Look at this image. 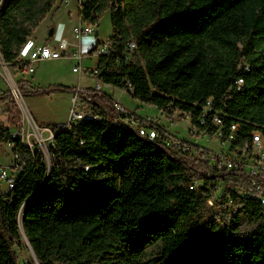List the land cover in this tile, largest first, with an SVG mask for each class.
<instances>
[{
    "label": "trees",
    "instance_id": "16d2710c",
    "mask_svg": "<svg viewBox=\"0 0 264 264\" xmlns=\"http://www.w3.org/2000/svg\"><path fill=\"white\" fill-rule=\"evenodd\" d=\"M56 1L0 0V54L11 68L29 65L20 51ZM78 9L90 24L110 13L108 50L95 64L101 84L169 119L188 116L208 136L215 127L200 118L217 113L224 134L237 125L234 146L255 130L264 137V0H80ZM16 84L21 96L78 91L89 113L55 132L50 163L0 123V145L11 141L21 164L0 190V264H116V253L122 264H264L260 200L231 191V204L207 202L217 180L244 186L258 175L139 136L95 87ZM22 231L37 261H19Z\"/></svg>",
    "mask_w": 264,
    "mask_h": 264
},
{
    "label": "built area",
    "instance_id": "2783aa9c",
    "mask_svg": "<svg viewBox=\"0 0 264 264\" xmlns=\"http://www.w3.org/2000/svg\"><path fill=\"white\" fill-rule=\"evenodd\" d=\"M64 5H68L70 0H61ZM80 5V0H78V6ZM94 24L84 23L79 21L78 25H74L71 29L72 36L75 40H79L82 37L93 35ZM70 42L66 35H62L56 44H38L32 40H28L20 51V59L23 61H28L29 65L25 67L26 71L32 73L34 68L32 63H36L42 60H53L58 59L62 56H68L78 60V65L72 68V71H79L80 61L82 56L88 54L90 50L95 46V54L98 56L100 54L106 53L108 50V43H100L91 40L89 43L80 47V49L73 52H69ZM128 51L131 52L136 48L135 42H130L127 45ZM24 69V68H23ZM18 69V72L23 70ZM95 67L89 70L90 75L96 77ZM103 84H101L97 79L95 81V87L97 90L103 91ZM80 88V87H78ZM17 95L16 91L13 92ZM80 94L78 91L73 92L72 104L70 108L69 117L65 122L51 124L49 126L38 125L30 117L27 119V126L18 130H10V136L15 138L19 137L22 144L27 145L32 151L37 147L46 162L49 163L48 146L53 144V136L55 132L59 131L61 128H70L71 124L75 121L82 119L89 112H83L79 109L76 110V106L79 102L84 103L80 99ZM210 105V100L207 102V106ZM115 110L119 114V120L134 129L139 136L147 138L154 141H162L167 147L171 148L172 151L183 153L187 155H192L197 157L198 160H208L210 163L215 164L218 169L226 168L227 170L236 169L240 171L250 172L252 174L258 175L260 178H251L246 185L237 186L232 180H217L210 187V197L208 198V204H212L214 201L224 200L226 204L232 203L231 191L238 192L240 194L250 195L260 200L264 206V189L261 184L264 183V137L258 131H252L250 139L243 142L241 146H234L232 141L235 139V132L237 130V125H230V130L227 134L223 133L222 126L223 120L221 116L217 113L212 114L210 119H206L205 112L200 118L202 124H211L215 127V131L212 136L214 137L218 145L220 146L219 152H213L209 150L208 154H204L202 148L198 150L193 146L196 140L190 142L189 139L179 141L175 137L170 138L164 128H157L156 126H150L149 123L155 124L148 119L138 117L134 112L126 110L117 101L114 102ZM207 116V115H206ZM205 117V118H204ZM23 125V121H22ZM197 136L199 131L196 132ZM202 136H208L207 133L202 132ZM6 147L11 156L6 166H2L0 163V183L5 184V188L1 191L9 190L14 185V179L17 172L21 169V164L19 163V155L16 150L13 149V143L11 141L4 142L2 144ZM43 146L46 147V153L42 152ZM208 150V149H207ZM49 158V159H48ZM193 184L197 186L200 184L198 181H194ZM222 188V189H221Z\"/></svg>",
    "mask_w": 264,
    "mask_h": 264
},
{
    "label": "rangeland",
    "instance_id": "374dc122",
    "mask_svg": "<svg viewBox=\"0 0 264 264\" xmlns=\"http://www.w3.org/2000/svg\"><path fill=\"white\" fill-rule=\"evenodd\" d=\"M78 23V0H70V3L68 5H64L61 0H57L54 9L46 15V17L34 30L32 38L37 42H45V40L50 35L49 31L52 30L50 39H54L52 43L56 44L59 32L67 27L68 30L66 37L70 42L68 51L71 53L75 50L80 49V47H82V45L86 43L83 40L84 38L100 40L101 43H105L112 35L109 10L104 11L99 17L98 23L94 24L95 27L93 35H88L82 37L79 40H75L72 36L71 29L74 25H78ZM96 60L97 55L95 54V52L83 55L82 60L79 63V71L74 72L72 71V68L78 65V60L68 56H62L58 59L44 60L32 63L34 72L29 73L25 68L19 72L18 69L11 68L2 60L0 54V94L3 92H7L8 90L10 93L2 101H0V123L8 125L10 130L19 131L22 126H27V119L29 118V114L27 111L31 113L33 106H46L47 108L49 107L51 108V112L59 119L66 120L70 114V108L72 104V101H70V95L72 92L55 91L52 92L54 93V95L50 97L51 99L34 98L36 96L21 97L16 81L22 79V75H24L28 80L31 81V84L36 87H47L49 85H62L67 87L80 88H88L90 86L93 87L95 86L96 77L94 75H90L89 70L94 68ZM103 90L112 95L113 98L117 100L118 103L122 105L126 110H130L134 112L138 117L148 119L152 122L157 123L161 128H164L170 138L175 137L179 141L189 139L190 142L196 140L197 145L201 147H204L213 152L220 151V146L218 145V142L214 137L202 136V132H200V134L198 133L199 136L196 135L197 130L194 126H192L188 116L179 117V113L176 112L173 118L169 119L164 114H162L154 105L138 101L125 90L110 86H103ZM14 91H16L17 95L13 93ZM77 109L83 112H89L88 105H82V102H79V105L76 106V110ZM12 116H14V118H18V122L9 123V120H11ZM8 150L9 149L4 147L2 144L0 145V163L2 166H6L11 158ZM42 150V152L46 153L45 146H43ZM0 187L4 189L5 184L3 182L0 183ZM16 251L21 263H25L31 258L33 259V254L24 237L22 239V245L17 246ZM114 260L116 264H122L123 261L121 256L117 253L115 254Z\"/></svg>",
    "mask_w": 264,
    "mask_h": 264
},
{
    "label": "crops",
    "instance_id": "0c3cea01",
    "mask_svg": "<svg viewBox=\"0 0 264 264\" xmlns=\"http://www.w3.org/2000/svg\"><path fill=\"white\" fill-rule=\"evenodd\" d=\"M81 19H80V16H79V21H80ZM67 30H68V28L66 27V28H64V30H62L61 32H59V36H58V38H57V40L56 41H58L59 39H60V37L62 36V35H66L67 34ZM97 33V32H96ZM51 35H49L48 36V38H47V40H45V42H37L35 39H33L32 38V36H31V38H30V40H32V41H34L35 43H38V44H48V43H52L53 41H54V39H50L51 37H50ZM86 43L85 44H87V43H89L91 40H94V39H90V38H84L83 39ZM94 41H98V42H101L100 40H94ZM85 44H83L82 46H84ZM42 61H44V60H42ZM95 67V66H94ZM34 72V71H33ZM32 72V73H33ZM23 73V72H22ZM22 79H26V80H28L24 75H22ZM106 87H109L108 85H105ZM91 87V86H90ZM104 91V90H103ZM105 92V91H104ZM105 93H107V94H109L108 92H105ZM54 95V93H50V94H48V95H45V96H36V97H34V98H38V99H51L50 97H52ZM110 95V94H109ZM72 96H73V93H71V95H70V101H72ZM112 96V95H111ZM22 97V96H21ZM29 98H31V97H29ZM45 101V100H44ZM115 101H117V100H115ZM118 102V101H117ZM44 104H46V103H44ZM28 112V114H29V117L31 118V119H33L36 123H38L39 125H47V126H49V125H51V124H55V123H61V122H65L64 120H61V119H59L56 115H54L52 112H51V108H47L46 106H44V107H40V106H38V107H35V106H33L32 107V111H31V113L29 112V111H27ZM68 115V114H67ZM67 118V117H66Z\"/></svg>",
    "mask_w": 264,
    "mask_h": 264
},
{
    "label": "water",
    "instance_id": "95a60500",
    "mask_svg": "<svg viewBox=\"0 0 264 264\" xmlns=\"http://www.w3.org/2000/svg\"><path fill=\"white\" fill-rule=\"evenodd\" d=\"M49 34H50V35L52 34V30L49 31ZM22 233H23V237L25 238V240L27 241V243H28V245H29V242H28L26 236L24 235V232H23V231H22ZM29 248H30V250H31V252H32V254H33V258H34V260H36V257H35V255H34V252H33V250H32V248H31L30 245H29ZM36 261H37V260H36Z\"/></svg>",
    "mask_w": 264,
    "mask_h": 264
}]
</instances>
